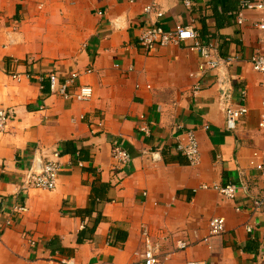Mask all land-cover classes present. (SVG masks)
Listing matches in <instances>:
<instances>
[{"label":"crops","instance_id":"0c3cea01","mask_svg":"<svg viewBox=\"0 0 264 264\" xmlns=\"http://www.w3.org/2000/svg\"><path fill=\"white\" fill-rule=\"evenodd\" d=\"M184 1L0 0V111L13 113L0 130V264H143L147 237L178 264H264V208L254 205L264 174L252 165L264 160V86L251 63L264 52V12L246 10L240 24L244 0H191V10ZM149 4L164 16L146 14ZM153 23L191 25L235 59L194 94L199 54L175 44L147 51L140 37ZM75 71L91 99L51 92L50 73ZM225 92L249 108L236 130L227 128ZM189 130L197 165L177 149ZM116 144L128 163L114 158ZM50 160L61 163L57 187L25 189L29 171ZM229 183L239 186L235 199L212 187ZM18 205L28 210L17 214ZM215 217L225 230L210 237Z\"/></svg>","mask_w":264,"mask_h":264},{"label":"built area","instance_id":"2783aa9c","mask_svg":"<svg viewBox=\"0 0 264 264\" xmlns=\"http://www.w3.org/2000/svg\"><path fill=\"white\" fill-rule=\"evenodd\" d=\"M185 6L188 10L192 9L193 3L191 0L184 1ZM145 13L148 15H156L157 19L164 16V13L157 7L156 4H149L145 7ZM246 10L262 11L264 12V0H244L241 4V8L238 13V22L240 24L244 23L243 12ZM258 28L264 30V20L256 24ZM141 44L151 51L157 47H164L170 44L175 45H185L191 51L196 52L200 56V62L198 69L191 73V75L197 78V83L194 88V94L203 88L204 77L210 73L221 70L224 65L231 64L234 57L222 58L218 52V49L213 44L205 43L199 32L191 25H177L173 30H167L162 25L153 23L148 25L140 37ZM251 63L255 71H257L262 77V85L264 86V52L257 53L252 56ZM93 69L89 68L86 73H92ZM14 79H20L21 74L15 73L13 75ZM80 77V72H72L70 75L64 79L59 77L57 72H52L49 75L50 89L53 94L62 96L65 99H73L77 101H86L93 97L94 89L90 85H77V79ZM225 76H219L218 83L222 87L223 91L228 83ZM230 93L225 92V97L223 98L222 105L226 113L227 128L229 130H236L239 121L248 114L249 108L242 102L237 106H232L228 103L230 98ZM246 91H241L242 100L245 99ZM264 106V102H263ZM13 118V113L11 111H0V130H5L11 119ZM142 118L141 120H143ZM208 128V126H206ZM141 129L145 133H150V129L147 125L141 126ZM260 129L264 132V115L260 122ZM178 151L184 154L191 165H197L201 159L200 143L195 130L187 131V136L185 140L179 141L177 145ZM114 158L117 159L121 164H126L130 160V155L127 150L121 145L116 144L113 151ZM256 156L258 154H255ZM56 156H59L56 154ZM252 165L260 172L264 174V160L257 161L252 160ZM61 170V163L58 160H50L41 163L39 167L32 168L27 178L24 182V188H37L43 190H54L58 185L59 172ZM204 187H209V185H204ZM213 188L217 189L221 194H223L228 199H235L239 192V186L236 184L229 183L224 186L214 185ZM256 209L264 208V197H261L254 202ZM25 205H18L15 212L17 214H23L27 211ZM13 216H10L7 221V226H10L13 222ZM210 234L212 237L214 235H219L225 230V219L222 217H215L211 219L209 223ZM249 231H252L251 227H248ZM25 236L34 243V240L29 234ZM210 237H205L204 242L208 243ZM188 243L185 241H180L178 243V249H186ZM62 264H77L72 258L64 259ZM134 264V263H128ZM143 264H178L171 261L169 254L161 256L156 251L152 244V241L146 238V248L143 253ZM186 264H204L202 261H189Z\"/></svg>","mask_w":264,"mask_h":264}]
</instances>
